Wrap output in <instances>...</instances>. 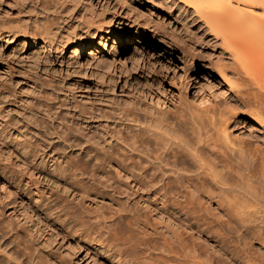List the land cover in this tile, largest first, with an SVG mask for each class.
Wrapping results in <instances>:
<instances>
[{
	"label": "rangeland",
	"instance_id": "rangeland-1",
	"mask_svg": "<svg viewBox=\"0 0 264 264\" xmlns=\"http://www.w3.org/2000/svg\"><path fill=\"white\" fill-rule=\"evenodd\" d=\"M23 31L26 35L22 34ZM46 31L49 36L45 34ZM101 34L109 37L105 48L89 55L90 47L99 45ZM44 37L49 41H45ZM115 37L120 42L118 48L113 46ZM75 39L86 41L87 46L83 53L71 58L68 56ZM42 45L45 47H41ZM88 59H91L89 64ZM237 64L233 53L223 44L222 37L202 17L196 15L192 8L184 6L178 0H0V227L16 234L21 245L26 246L29 251L44 254L50 264H180L181 258L183 261L186 259L181 253L186 250V246L187 251L190 248L189 254L185 251L189 255L187 258L194 257L192 255L199 251L195 260H192L196 262V257L200 256L198 263L203 259L205 263L210 260L209 264L214 261L213 264H245L248 259L249 262L252 260L257 264H264V220L261 218L264 214L257 212V215L253 211L254 205L249 209V206H242V200L237 199L240 198L238 195L237 201H234L236 194L233 197L232 194H226L229 190L225 189L226 192L222 194L221 185L213 186L214 183L208 181L210 179L207 177L203 176L207 189L197 191L198 197L196 195L192 198L194 200L189 203L190 206L181 205L180 200L177 199V202L172 195L161 199L141 188L137 192L127 191L129 198L124 210L120 203L124 202L125 196L117 195L122 190L117 188H122L121 181L114 182V193L99 186L104 189L100 190L86 178L76 180L66 171L64 174L52 161L58 156L72 157V152L76 154L78 150L72 142L68 141L70 146L64 143L67 140L62 137L66 134L62 133L63 124L66 131V127L75 129L73 125L79 121L75 125L80 126L81 123L86 128L80 126L76 129L93 133V143L95 138L98 141L95 139V147L91 141L88 145L105 153L103 151H108L106 149L110 142L105 136L106 131L114 125L128 124L125 121L129 118L125 115L132 112L140 123L139 127L144 130L145 127L157 126L166 119L177 124L175 126L181 134L191 139H196L195 136L190 137L193 135L191 128L201 127L195 128L197 121L198 125L206 124L205 129L202 127L200 131L204 129L203 132L211 134L207 139L210 140L208 143L205 142L206 137L205 145H202L203 141L200 143L204 150L202 153L205 152L206 156L211 153L210 157L214 155L211 159L220 167L223 166L222 173L227 177L236 175L233 170L230 174L229 169L235 167L233 163L237 158L236 150L239 145V149L245 154H242L244 158L240 156L242 159L251 157L254 165L261 166L264 161L258 159H264V123L259 126L254 120L256 116L253 117L254 109L250 111L255 108L252 99L255 92L251 91L257 86L253 87L252 84L255 83L251 80L249 85L246 75V79H239L244 74L240 75L243 72ZM222 73L230 76L239 86L244 80L248 86L242 83L245 86L243 89L241 85L244 92L242 89L238 92L240 87L237 85L238 88L235 89L238 95L234 86L223 81ZM241 95L244 101L241 100ZM249 96H252L251 99ZM47 98L54 100L58 110H55V106L53 109L59 111L57 114L54 110L46 111L48 104H44ZM249 106H252L250 110ZM50 112L52 115L55 112V117ZM60 113L62 118L59 117ZM221 113L228 118L227 121L224 119L223 126L226 124L229 138L236 145L239 144L234 149L236 153L229 152L231 145L223 142L220 136L217 137L219 134L214 126L224 118H219ZM211 114L214 119L216 116L219 118L217 121L212 119L215 123L218 122L213 127L214 122L208 120ZM58 118L64 120L63 123L61 121L62 125ZM58 124L61 125L60 128ZM110 143L111 149L120 153L119 147L112 141ZM100 145H103L102 151ZM65 149V154L60 152ZM226 153L230 154L229 157ZM231 154H234V159H230ZM185 158L183 157L190 165L189 158ZM235 163L236 166L243 165L238 161ZM86 170L89 171V167ZM104 178V181L101 178V182L107 184ZM194 181L196 183L193 184L200 185L199 178L194 177ZM210 190L213 194L208 195ZM167 198L168 201H165ZM116 210H124L122 215L119 214L121 216L126 214V217L118 220L117 226L110 227L114 232H124L116 235L120 239L109 228L102 226L107 220L116 217ZM99 214H103V217ZM94 215L100 217V221L108 218L98 222ZM259 216L261 225L257 222L260 220ZM135 217L136 219L131 220ZM246 220H249L248 225ZM242 221L245 225L240 223ZM254 222L257 225H252ZM131 223H135L133 226L137 225V228L131 227ZM239 223L244 227L239 229ZM97 225L99 229L95 228ZM259 227L261 230L258 231ZM106 230L110 233L107 234ZM232 230L235 234L241 230V235L238 237ZM143 231L148 240L141 235ZM255 231L259 233L256 234ZM140 237L147 241L140 240ZM177 238L179 241L176 242ZM126 239H129L128 242ZM163 240L170 247L165 246ZM115 241L119 244H115ZM162 243L173 251L172 258H169L172 256L171 250L162 248ZM179 243L184 244V247ZM113 246L117 247L116 250ZM139 246H144L145 249ZM158 246L163 250L162 255L159 254ZM192 248L196 250L195 254L191 251ZM149 249L153 251L148 252ZM165 250L167 251L164 252ZM175 254H179L177 258L174 257ZM146 258L148 259L145 260ZM189 258L186 259V264L190 262ZM192 261L191 264H196Z\"/></svg>",
	"mask_w": 264,
	"mask_h": 264
},
{
	"label": "bare ground",
	"instance_id": "bare-ground-1",
	"mask_svg": "<svg viewBox=\"0 0 264 264\" xmlns=\"http://www.w3.org/2000/svg\"><path fill=\"white\" fill-rule=\"evenodd\" d=\"M180 3H182L184 6L186 7H189V8H192L194 10V12L196 13V15L202 17L204 19V22L207 23L208 25H210V28H212V30L217 34V35H220L223 39V44L226 46V48H229V50L233 53L234 55V59L235 61L238 63V67L240 68L239 70H242V74L238 73V75L240 74L241 76L244 74V76L240 77L239 79H242L244 77H246L248 80V84L251 85L252 82H254L255 84H252L253 87H255V85L257 87L254 88V91H251L252 93H254L255 95H253L250 91V93L253 95L254 98L253 101H254V107L255 108H250V106L248 107V109L250 111H252L253 109V114L252 112L250 111H246L245 112H250L253 117H255V122L259 125V126H263V123H264V0H178ZM255 9H261L260 11H256ZM15 28V27H14ZM13 28V29H14ZM12 29V28H11ZM21 30V29H20ZM26 30V29H25ZM24 30V31H25ZM14 31V30H13ZM13 31H8V33H14ZM23 31V32H24ZM22 34H25V32ZM43 32V31H42ZM21 33V32H20ZM30 33V31H29ZM47 33V31L45 32V34ZM41 34V33H40ZM39 34V35H40ZM49 34V33H48ZM48 34H46L47 36H49ZM26 35V34H25ZM29 35V34H27ZM43 35V34H41ZM45 35V36H46ZM14 36V35H13ZM33 36V35H32ZM41 38V37H40ZM48 38V37H47ZM45 39V37H44ZM43 39V40H44ZM109 39L108 36H104L103 34L100 35V40H99V45L98 46H91L90 47V52H89V55L93 54L94 52L98 53L100 51V49H104L105 46H106V42L107 40ZM32 40V39H31ZM45 41H49V39H45ZM32 42V41H31ZM35 42V41H34ZM37 42V41H36ZM44 43V42H43ZM48 43V42H47ZM51 43V42H50ZM49 43V44H50ZM114 48H118L120 45V42L117 40V38L115 37L114 38ZM31 44V43H30ZM34 44V43H33ZM38 44V43H37ZM41 44V43H40ZM122 44V43H121ZM46 45V44H45ZM87 44H86V41H83V40H78V39H75L74 40V43L72 45V47L70 48V56L68 57H76L78 56V54H81L84 52L85 48H86ZM41 47H45V46H41ZM94 56V55H93ZM92 59V57H91ZM91 59H88V64L90 62ZM103 61V60H102ZM238 71V70H237ZM237 74V73H236ZM228 75V74H227ZM246 75V76H245ZM230 77V76H229ZM229 77H227L226 75H224V73H222V78H223V81L225 83H229L228 85L230 86H234V90H236L238 88V84L236 82H233L232 78L230 79ZM237 78V77H236ZM244 78V79H246ZM252 82H251V81ZM236 81V80H235ZM247 81L244 82L247 83ZM249 81L251 83H249ZM256 81V82H255ZM263 81V82H262ZM238 82H240L238 80ZM244 82H240L241 85L242 83ZM234 83V85H233ZM239 83V84H240ZM244 83V84H245ZM263 83V86H261ZM232 84V85H231ZM244 84L242 85L243 86V89H245L244 87ZM238 85V86H237ZM239 86L240 88H238V92L242 91V86ZM246 86H248L247 84H245ZM236 86V87H235ZM251 87V89L253 88ZM262 87V89H261ZM236 88V89H235ZM248 88V87H247ZM257 88V89H256ZM242 89V90H240ZM232 90V89H230ZM257 90V91H255ZM248 91V90H246ZM262 91V92H261ZM237 90L235 91L236 94H238ZM244 92V90H243ZM248 92V93H249ZM234 93V92H233ZM234 93V94H235ZM247 93V94H248ZM249 93V94H250ZM246 94V92H245ZM250 94V95H251ZM239 95V94H238ZM243 95V94H242ZM242 95H241V100H242ZM238 97V96H237ZM244 97V95H243ZM248 97V96H247ZM252 97V96H249V98ZM246 98V96H245ZM238 99V98H237ZM248 99V98H247ZM251 99V98H250ZM47 102L44 104L45 106L48 104L47 108H46V111H53L54 109V106H55V110L57 111L58 109H56V106L57 105H54V100H46ZM244 101V99L242 100ZM241 101V102H242ZM240 102V100H239ZM249 102V101H248ZM244 103V102H243ZM246 103V102H245ZM242 104V103H241ZM252 104V103H251ZM40 105H43L40 103ZM250 105V104H249ZM243 106V105H242ZM54 110V111H55ZM55 111V112H56ZM50 112V113H51ZM55 112H53L55 114ZM59 112V111H58ZM56 112V114L58 113ZM62 112V111H61ZM210 114V112H208ZM227 113V112H226ZM52 115V113L50 115L54 116L55 115ZM213 114V113H212ZM211 114V116H209L208 120L210 119V121L212 119H214L213 115ZM222 114V113H221ZM61 117V113L59 114ZM64 115V114H63ZM223 115V116H222ZM222 115H219L220 117L219 118H222L224 117L223 119H220L221 121L219 122V124H217L218 122L215 123L214 120L217 121V116H216V119L212 120L214 122L211 123L210 121L206 122L209 123V124H213L212 127L214 125H218L219 127L214 126V129L216 132H218L217 134V137L220 136V138H222L223 142H225L226 144H230L231 146H229L231 149H229V152H232V153H236L237 151V156L236 154V159H235V162L238 161H241L243 160V162L241 161V163L239 164H243L242 166H236V163L234 162L233 164H235V167H232V169L230 168V174L232 173V170H233V174L235 175L234 177H227L225 174L222 173V170L221 168L223 166H219L217 162L214 161V159H211L210 157V154L211 153H206L208 154L209 156H206L205 155V152L204 154L202 153L204 150H202L201 148V142H202V145L204 146L205 145V142L208 143V141L210 140H207L208 138H210V132H206L203 130L205 129L204 127H206L204 124V126L201 125H198V121H197V125L195 124V128L197 126H201V127H197L196 129H193L191 128L190 132L193 131V135L190 136L193 138V136L196 137V139H191V138H188V136L184 135V134H181V131L176 128L177 124H174L173 122H168L166 121V119L162 120L161 123H159V125L157 126H151L149 125L148 127H145V130L140 128L139 127V121L137 119V117L135 116V114H133L132 112H128L125 117L126 118H129L127 119L125 122H127L128 124L124 125V126H120V125H114L112 126L111 128H109L106 133H105V136L108 137L109 141L112 143H114V145L117 146V148L119 147V152H116V151H113L111 149V144L109 142L108 144V150L107 152L104 150L103 152L105 153H100L96 150H94V148L89 144L90 143H93V136L92 135L93 133H89V132H83L82 129H76V127H80V126H83L81 125L80 123V126H76L78 125L77 123H79V121L77 123H73V127L74 128H71V127H66V131H64V124L62 126V133L65 134V136L63 135L62 137L64 138L65 137V140H67V142H64V143H69V142H72L74 146H76L75 148H78V150H76V154L74 155L73 152H72V157L70 156H62V157H54V159L52 160L55 165L60 169L61 172H63L65 174L64 171H66L69 176L71 178H75L76 180H84V178L88 179L89 181H92L94 182L95 184L94 185H97L98 187H103L104 189H110V192L113 191L114 188H116L113 184L114 182H117L119 183L118 181H121V185L122 188L118 187L119 189H122L121 192L117 195L119 196H125V200L124 202L120 203V205L122 206V208L125 210V208L127 207V199L129 198V195L128 193L129 192H137L139 191L141 188H145V192L146 193H151L153 195H157L159 198L161 199H166L167 196H174L176 198V201L177 199H179V203L181 205H187L189 204L190 202H192V199L193 197L195 198V196L197 195V191L199 190H203V189H207V186H205V184H207L206 181H203L206 177L210 180L208 181H211V183L213 184V186H216V185H219L217 187H221L222 191H220L221 193L222 192H226V190H229L227 191L228 193L226 194H232L231 196L233 197V194H236V196H234L233 199H235L234 201H237L236 200V197L240 196V198L238 197L237 199H240V201L242 202V206H249V208H253V205H254V212L259 215H263L264 213H261L263 210H264V162L261 166H256L254 165V160L253 158H251L248 154V156L250 158H246L247 160H244L242 158H244L245 154H243L244 152L239 149L240 145L239 144H235L236 142H233L229 137V134L227 132V128L225 127L226 124L223 126L224 124V119L227 121L228 118L225 117L226 115L222 114ZM251 115V116H252ZM51 116V117H52ZM250 116V115H249ZM67 117V116H66ZM73 117V116H72ZM76 117V116H75ZM62 118V117H61ZM61 118H58L59 121H60V124H61V121L60 120ZM227 118V119H226ZM52 119V118H51ZM66 119V118H64ZM249 119V118H248ZM55 120V119H54ZM72 120V119H70ZM76 120V119H75ZM57 121V120H56ZM64 121V120H63ZM62 121V123H63ZM68 121V119H67ZM192 121V120H191ZM204 121V120H203ZM219 121V120H218ZM225 121V123H226ZM71 122V121H70ZM69 122V123H70ZM75 122V121H74ZM195 122V120H194ZM193 122V123H194ZM201 123V121H199ZM132 123V124H130ZM67 124V123H66ZM65 124V125H66ZM174 124V125H173ZM249 124V123H248ZM59 125V124H58ZM57 125V127H58ZM62 125V124H61ZM61 125H59V128L61 127ZM69 125V124H68ZM72 124H70L71 126ZM176 125V126H175ZM67 126V125H66ZM193 126V125H192ZM85 126H83L84 128ZM204 128L202 131H200L201 129L200 128ZM210 127V126H209ZM217 127V130L216 128ZM245 127V126H244ZM264 127V126H263ZM82 128V127H81ZM86 128V127H85ZM208 128V127H207ZM82 130V131H81ZM87 130V129H86ZM207 130V129H206ZM209 130V128H208ZM61 130H59L58 132L60 133ZM85 131V130H84ZM89 131V130H88ZM214 132V131H213ZM215 132V133H216ZM58 133V134H59ZM209 134V137H207V135ZM57 134V135H58ZM195 134V135H194ZM62 135V134H61ZM189 135V134H188ZM59 138V136H57ZM205 137H206V141H205ZM62 138V139H63ZM212 138V137H211ZM219 138V139H220ZM96 139V138H95ZM94 139V143H93V146L95 147V141ZM213 139V138H212ZM64 140V141H65ZM69 141V142H68ZM205 141V142H204ZM216 141V140H215ZM98 142V141H97ZM214 142V141H213ZM75 143V144H74ZM206 143V144H207ZM71 144V143H69ZM212 144V143H211ZM210 144V145H211ZM65 145V144H64ZM239 145L238 149L234 152V149L237 148V146ZM66 146V145H65ZM64 146V147H65ZM67 146H70L67 144ZM72 146V147H74ZM99 146V145H98ZM102 146L103 145H100V150L102 151ZM71 147V148H72ZM97 147V145H96ZM115 147V146H113ZM215 147V146H214ZM213 147V149H215ZM68 148V147H67ZM70 148V147H69ZM99 148V147H97ZM96 148V149H97ZM106 148V147H105ZM210 148V147H209ZM220 148V147H219ZM64 148H62L63 150ZM180 149V151H179ZM221 149V148H220ZM233 149V150H232ZM67 149H65L64 151H60V152H64L65 154V151ZM115 150V149H114ZM202 150V151H201ZM208 150V149H207ZM232 150V151H231ZM220 151V150H219ZM67 152V151H66ZM70 152V151H69ZM224 153V152H223ZM246 153V151H245ZM251 153V152H250ZM254 152H252L253 154ZM222 154V153H220ZM227 154V153H226ZM243 154V155H242ZM58 155V154H57ZM68 155V154H67ZM71 155V154H70ZM74 155V156H73ZM219 155V154H218ZM225 155V153L223 154ZM230 155V154H227V156ZM234 154H231L230 156V159H234L233 157ZM221 156V155H220ZM219 156V157H220ZM242 158H241V157ZM264 156V155H263ZM183 157H188L189 158V161H190V165H188L185 161V159H183ZM215 157V156H214ZM226 156H223V158H225ZM229 157V156H228ZM232 157V158H231ZM239 157V158H238ZM252 157H254L252 155ZM258 157V156H257ZM187 158V159H188ZM226 159V158H225ZM238 159V160H237ZM240 159V160H239ZM255 159V158H254ZM258 159V158H257ZM263 159V157H262ZM217 160H220V159H217ZM229 159H227L228 161ZM260 161H264L260 159H258ZM226 161V162H227ZM232 161H230L231 163ZM189 163V162H188ZM228 163V162H227ZM230 165V164H228ZM238 165V164H237ZM256 166V167H255ZM89 167V171L86 170V168ZM231 167V166H229ZM252 168V169H251ZM110 172V173H109ZM109 174V175H108ZM111 174V175H110ZM105 176V178H104ZM108 176V177H106ZM205 178H204V177ZM194 177H196V179L199 178V186H197V184H193L196 183V181H194ZM203 177V178H202ZM101 178L103 180V178L106 180L105 183L101 182ZM85 179V180H86ZM88 181V182H89ZM104 181V180H103ZM204 182H206L204 184ZM92 184V183H91ZM118 185V184H117ZM120 185V186H121ZM96 186V187H97ZM224 189H223V187ZM99 187V188H100ZM137 187V188H135ZM95 188V187H94ZM98 188V189H99ZM103 188H100V190H104ZM208 189H209V185H208ZM219 189V188H218ZM226 189V190H225ZM130 190L128 193L127 191ZM99 191V190H98ZM107 191V190H106ZM120 191V190H118ZM205 191V190H204ZM209 191V190H208ZM211 192H207V194L209 195V193H212L213 191L210 190ZM108 192V191H107ZM117 192V190H116ZM232 192V193H231ZM105 193V192H104ZM112 193V192H111ZM110 193V194H111ZM114 193V191H113ZM145 193V194H146ZM200 193V192H198ZM202 193H204L202 191ZM206 193V191H205ZM204 193V194H205ZM217 193V192H216ZM222 193V194H224ZM109 194V193H108ZM135 194V193H134ZM213 194V193H212ZM210 194V196L212 195ZM112 195V194H111ZM116 195V194H115ZM150 195V194H149ZM148 195V196H149ZM238 195V196H237ZM214 196V195H213ZM216 196V195H215ZM198 197V195L196 196ZM200 197V196H199ZM217 197V196H216ZM160 199V200H161ZM173 199V198H172ZM175 200V199H173ZM171 200V201H173ZM198 199L196 198V201ZM165 201H168V198L167 200ZM177 201V202H178ZM233 201V200H232ZM233 201V202H234ZM239 201V202H240ZM174 202V201H173ZM195 202V201H194ZM240 202V203H241ZM170 203V201H169ZM238 203V202H237ZM236 203V205H237ZM244 204H247V205H243ZM192 204V203H191ZM200 204V203H199ZM249 204V205H248ZM171 205V204H170ZM169 205V206H170ZM173 205H175L173 203ZM194 205V204H193ZM193 205H191L192 207H194ZM256 205V207H255ZM187 206H190L187 205ZM198 206V205H197ZM238 206V205H237ZM242 206H239V207H242ZM172 207V206H171ZM234 207V206H233ZM232 207V208H233ZM179 208V206H178ZM198 208V207H197ZM255 208L257 210H255ZM258 208L259 211H258ZM119 209V208H118ZM182 209V208H180ZM184 209V208H183ZM247 209V208H246ZM247 209V210H248ZM263 209V210H262ZM122 210V211H124ZM179 210V209H178ZM195 210V209H194ZM119 211V212H118ZM121 211V212H122ZM189 211V210H188ZM252 211V210H251ZM252 211V212H253ZM117 212V215L114 219H110L109 221L107 220L106 223H104L105 225H102V226H105L106 228L105 229H110V227H114V226H117L119 223L118 220L119 219H122L124 217H126V214L124 216H121V212L120 210H116ZM126 212V211H125ZM128 212V211H127ZM126 212V213H127ZM182 212V211H181ZM186 212V211H185ZM194 212V211H193ZM248 212V211H247ZM253 212V213H254ZM259 212V213H257ZM102 213V212H101ZM190 213V212H189ZM249 213H251L249 211ZM254 213V214H255ZM121 214V215H119ZM187 214V213H186ZM190 214H193V213H190ZM195 214V212H194ZM248 214V213H247ZM246 214V215H247ZM252 214V213H251ZM98 215V213L96 214ZM100 216L102 215L103 217V214H99ZM112 216V215H110ZM109 216V217H110ZM250 216V215H249ZM264 216V215H263ZM95 217V215L93 216ZM114 217V216H112ZM111 217V218H112ZM130 217V216H129ZM128 217V218H129ZM253 217V216H252ZM98 218V217H95V219ZM100 218V217H99ZM98 218V222L100 221ZM132 218V217H131ZM260 219V216L258 217ZM257 218V220H258ZM262 221L264 220V217L261 216ZM94 219V218H93ZM105 218H102L101 221H106L104 220ZM136 219L133 218L131 220H134ZM244 219V218H243ZM246 219V218H245ZM249 219V218H248ZM253 219V218H252ZM89 220V219H88ZM124 220V219H123ZM130 220V221H131ZM255 220V218H254ZM253 220V221H254ZM256 220V221H257ZM91 221V220H90ZM100 221V222H101ZM127 221V220H125ZM129 221V223H130ZM139 221V220H138ZM193 221V220H192ZM195 221V220H194ZM204 221V220H203ZM206 221V220H205ZM241 221V220H240ZM252 220H250L251 222ZM260 220H258L257 222L259 223ZM261 221V222H262ZM93 222V221H92ZM95 222V221H94ZM132 222V221H131ZM243 222V221H242ZM240 222L241 224L245 225V223L247 222V225H248V222L249 220L245 221V223L243 222ZM257 222L255 224H252V225H257ZM264 222V221H263ZM91 223V222H90ZM97 223V222H96ZM126 223V222H125ZM124 223V224H125ZM128 223V225H129ZM143 223V222H142ZM194 223V222H193ZM239 223V224H240ZM253 223V222H252ZM89 224V222L87 223ZM86 224V225H87ZM101 224V223H100ZM99 224V225H100ZM120 224H122V222H120ZM133 224L135 225V223H131V227L133 226ZM139 224V223H138ZM206 224V223H205ZM240 224L239 226V229L240 227L242 226ZM260 224V223H259ZM264 224V223H263ZM262 224V225H263ZM85 225V224H84ZM90 225V224H89ZM87 225V226H89ZM93 225V224H92ZM91 225V227H92ZM127 225V224H126ZM141 228H143L141 226V224H139ZM209 225V224H208ZM251 225V223H250ZM261 225V224H260ZM137 226V225H136ZM136 226H133V227H136ZM195 226V225H194ZM264 226V225H263ZM98 227V229L100 228L98 225L95 226V228ZM129 227V226H128ZM127 227V228H128ZM130 227V228H131ZM138 227V228H140ZM201 227V226H200ZM208 227V226H207ZM206 227V228H207ZM230 227V226H229ZM244 226H242L243 228ZM137 228V227H136ZM202 228V227H201ZM241 228V229H242ZM246 228V227H245ZM244 228V229H245ZM253 228V227H252ZM264 228V227H263ZM117 229V228H115ZM120 229V228H119ZM235 229V228H233ZM247 230H249L248 228H246ZM257 229V228H256ZM255 229V230H256ZM90 230V229H89ZM102 231V229H100ZM99 230V231H100ZM111 230V229H110ZM131 229H128V231H130ZM136 230V229H134ZM140 230V229H139ZM243 230V229H242ZM246 230V231H247ZM261 230L260 227L258 228V231ZM108 230H106L107 232ZM114 232V230H111ZM138 231V230H137ZM241 231V230H240ZM239 231V232H240ZM257 231V233H259ZM93 233H95L96 231H92ZM104 232V231H103ZM112 232V233H113ZM120 231L117 230L114 232V236L116 237V235L119 233ZM127 232V230H126ZM139 232V231H138ZM232 232L234 233V231L232 230ZM239 232H237L236 234L238 235V237L241 235ZM261 232V231H260ZM92 233V234H93ZM98 233H102V232H98ZM97 233V234H98ZM110 233V231L107 232V234ZM121 233V232H120ZM124 233V232H123ZM121 233V234H123ZM133 233V232H132ZM132 233L130 234V237L132 239ZM135 233V232H134ZM141 233V232H140ZM244 233V232H243ZM256 233V231H255ZM256 233V234H257ZM105 234V233H104ZM121 234H119V236L121 237ZM129 234V233H128ZM127 234V235H128ZM144 231H143V234H141L142 236H144ZM147 234V233H146ZM235 234V233H234ZM235 234V235H236ZM256 234L254 236H256ZM100 235V234H99ZM103 235V234H101ZM136 235V233L134 234V236ZM139 235V236H141ZM262 235V234H261ZM264 235V234H263ZM94 236V235H93ZM106 236V234H105ZM110 236V235H109ZM107 236V237H109ZM113 236V235H112ZM113 236V237H114ZM148 236V234H147ZM180 236V235H179ZM243 236V235H242ZM253 236V235H252ZM111 237V236H110ZM109 237V238H110ZM118 237V236H117ZM116 237V238H117ZM129 237V236H128ZM136 237V236H135ZM145 237V236H144ZM176 237V236H175ZM237 237V236H236ZM259 237V235H258ZM99 238V237H98ZM102 236L99 238L101 240ZM127 238V237H126ZM139 238V237H138ZM136 238V240L139 241V239ZM141 238V237H140ZM147 238V237H145ZM145 238H141L140 240H143ZM98 239V240H99ZM106 239V237H105ZM104 239V240H105ZM108 239V238H107ZM111 239V238H110ZM115 239V238H114ZM117 239H120L119 237ZM240 239V238H239ZM242 239H244L242 237ZM246 239V238H245ZM244 239V240H245ZM103 240V239H102ZM109 240V239H108ZM127 240V239H126ZM129 240V239H128ZM128 240L126 242H128ZM148 240V238H147ZM145 239V242L147 241ZM178 238L176 239V242H177ZM123 240H120V242H122ZM134 241V240H133ZM137 241V242H138ZM144 241V240H143ZM153 241V240H152ZM179 241V240H178ZM181 241V239H180ZM113 242V241H112ZM124 242V241H123ZM122 242V243H123ZM141 242V241H140ZM151 242V241H150ZM162 242V241H161ZM165 241L163 240V243ZM167 242V241H166ZM166 242L164 243V245L166 244ZM184 242V241H183ZM186 242V241H185ZM184 242V243H185ZM241 242V240H240ZM244 242V241H243ZM115 244H119V243H116V241L114 242ZM130 243V242H129ZM135 243V242H133ZM153 243V242H152ZM163 243L161 244V246L163 245ZM245 243V242H244ZM121 244V243H120ZM125 244V243H123ZM132 243H130L129 245H131ZM136 246H137V243H135ZM148 244V242H147ZM150 244V243H149ZM187 244V243H186ZM103 245V244H102ZM108 245V244H107ZM146 245V244H145ZM160 245V244H159ZM163 245L162 248H168L170 246H168L169 244L165 245V246H168V247H165ZM174 245V244H173ZM178 245V244H176ZM180 245V243H179ZM184 244L180 245V246H183ZM117 246V245H116ZM125 246V245H124ZM128 246V245H127ZM133 246V245H131ZM149 246V245H148ZM151 246V245H150ZM155 246V245H154ZM179 246V248H180ZM191 246V244L189 245ZM110 247V245H109ZM114 247V246H113ZM111 247V248H113ZM126 247V246H125ZM142 247L144 248V246H139V248ZM153 247V245L151 246ZM160 247V246H158ZM173 247V246H172ZM171 247V248H172ZM184 247V246H183ZM192 247V246H191ZM115 248L117 247H114V250H116ZM120 248V247H119ZM118 248V249H119ZM122 248V247H121ZM120 248V249H121ZM124 248V247H123ZM128 248V247H127ZM133 248V247H132ZM148 248V247H146ZM154 248V247H153ZM178 248V249H179ZM187 251L188 247L186 246L185 247ZM194 248V247H193ZM192 248V249H193ZM109 249V248H108ZM126 249V248H125ZM124 249V250H125ZM134 249V248H133ZM132 249V250H133ZM145 249V248H144ZM160 249V253L161 254V247L159 248ZM173 249H177V248H173ZM181 249V248H180ZM113 250V249H112ZM122 250V249H121ZM142 251H144L143 249H140ZM169 250V248H168ZM171 250V249H170ZM169 250V251H170ZM242 250V249H241ZM130 251V250H129ZM149 251H153V250H148ZM157 251V250H155ZM167 250H165L164 252H166ZM181 251V250H179ZM184 252L181 251V256L183 255L187 260L188 258L186 256H189V251H190V248H189V251H187L186 254ZM193 251V254H195L196 250ZM34 251L31 252V250L29 251L28 248L26 246H22L21 243L18 241L17 237H16V234L14 235L12 231L10 230H7L5 228H2L0 227V264H50L49 263V260L45 259L47 257L44 258V254L40 255L39 253H33ZM107 252V251H106ZM109 252V251H108ZM118 252V251H117ZM120 252V250H119ZM124 252V251H123ZM134 252V251H133ZM136 252H137V249H136ZM147 252V251H146ZM116 253V252H115ZM121 253V252H120ZM143 253V252H142ZM145 253V252H144ZM156 253V252H155ZM168 253V252H167ZM167 253L165 255H167ZM171 253H172V256L169 252V258H172L173 257V251L171 250ZM176 253V252H175ZM180 253V252H178ZM136 254V253H135ZM138 254V253H137ZM140 254V252H139ZM192 254V252H191ZM199 254V251L198 253H196L195 255H198ZM209 254V253H208ZM127 255V254H126ZM124 255V256H126ZM133 255V254H132ZM147 255V254H145ZM152 255V254H151ZM158 255V254H157ZM162 255V254H161ZM179 255V254H177ZM176 254L174 255V257L177 256ZM195 255H192L194 257H191L189 258V261L188 262L189 264H191V261L192 260H195ZM210 255V254H209ZM209 255H205V256H209ZM150 255H148L149 257ZM191 256V255H190ZM204 256V255H203ZM202 256V257H203ZM214 256V255H213ZM147 257V256H145ZM159 257V256H158ZM220 257V255H219ZM135 258V257H134ZM137 258V257H136ZM162 258V257H161ZM177 258V257H176ZM175 258V259H176ZM184 258V259H185ZM194 258V259H192ZM198 260L201 258L200 256L196 257ZM204 258V257H203ZM210 258V257H209ZM207 258V260L209 259ZM212 258V257H211ZM210 258V259H211ZM236 258V257H235ZM148 258H146L145 260H147ZM164 259V258H163ZM179 259V257H178ZM177 259V260H178ZM185 259V261H187ZM217 259V258H216ZM134 260V259H132ZM155 260V259H154ZM177 260H176V263H177ZM180 260H182V263L180 264H183V262L186 264L185 261H183V259L181 258ZM198 260H196V264H204L205 261L202 259V262L200 260V263H198ZM221 260V258H220ZM247 263L245 264H255L256 262H253L251 259V262L248 261V259H246ZM150 261V260H149ZM159 261V260H158ZM171 261H173L171 259ZM179 261V260H178ZM212 261V260H211ZM152 262V261H151ZM181 262V261H180ZM204 262V263H203ZM210 260L207 261V263L209 264ZM249 262V263H248ZM155 263V262H154ZM171 263V262H170ZM187 263V264H188ZM205 263V264H207ZM215 263V261L213 262ZM213 263H210V264H213ZM218 262H216L217 264ZM165 264V263H164ZM172 264V263H171ZM193 264V263H192ZM220 264V263H218ZM257 264V263H256Z\"/></svg>",
	"mask_w": 264,
	"mask_h": 264
}]
</instances>
